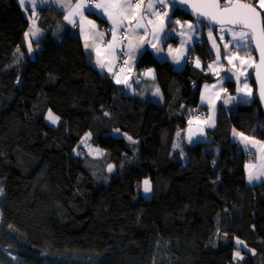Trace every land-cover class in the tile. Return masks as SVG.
<instances>
[{
	"label": "trees",
	"instance_id": "obj_1",
	"mask_svg": "<svg viewBox=\"0 0 264 264\" xmlns=\"http://www.w3.org/2000/svg\"><path fill=\"white\" fill-rule=\"evenodd\" d=\"M46 9L29 58L28 20L17 0H0V264H264V180L247 185L252 157L231 137L264 141L255 96L220 107L201 142H187L209 74L145 51L136 68L155 70L163 103L139 101L94 68L79 37L56 43L47 21L56 10ZM173 18L193 20L177 7ZM190 53L214 58L206 42ZM86 134L102 158L74 155Z\"/></svg>",
	"mask_w": 264,
	"mask_h": 264
},
{
	"label": "crops",
	"instance_id": "obj_2",
	"mask_svg": "<svg viewBox=\"0 0 264 264\" xmlns=\"http://www.w3.org/2000/svg\"><path fill=\"white\" fill-rule=\"evenodd\" d=\"M24 16L28 20V27L24 32V46L26 48V55L29 58H34L36 54L40 50V46H37V42L43 39L45 36L46 30L40 27L39 21L42 17V13L40 12L41 9H46V16L47 14L52 13L49 8H53L56 12L52 14L55 16V19H48L49 26L52 29V37L56 43H61L66 36H77L80 38L82 42V47L84 52L87 55H90L93 58V66L95 69L108 75L111 80L119 85L122 86L127 94H130L137 98L139 101L142 102H154L157 104L163 103L162 93L160 88L156 82V73L155 70L152 68L138 70L136 68L137 61L141 54V49H137V54L135 59H129L128 57V65L126 70L120 76H116V67L118 62V52L119 48L115 50V56L112 53L107 52V44L108 42L112 41V34L111 31H107L106 29L109 27L112 28V22L108 19V16L105 15L103 9H98L92 7L95 4H111L116 2V0H17ZM85 2L88 3L92 13H94L99 19H96L89 14L87 10L84 11V18H83V27L84 31H81V18L77 16L76 23L73 25L65 20V16L68 15L69 9L67 7H61L62 4H71L76 5L78 3ZM140 0H133V3H139ZM149 3H153L155 5L153 12L157 14H153V12L147 11V5ZM255 6H259L260 0H254ZM176 7V6H175ZM173 4L168 3L165 0V5H161L156 3V0H143L142 8L136 9L133 8L129 13H126V17L124 20V25L126 28L133 27L137 22V19H140V16H143V19L140 20L147 27V35H145V29H136L135 34L129 32L128 39L122 40V36L118 33L117 39L121 40L124 45H128L129 41L133 45H141L142 49L145 51H149L156 60L158 61H167L169 62L173 68L177 71L182 70L187 64H191L194 68L204 71L205 74H209L212 78L211 81L203 83L200 88L199 93V100H198V107L204 110L205 115L202 118L190 117L187 122L192 121L194 123H199L205 130H210L215 127L216 119L218 110L220 107H224L226 110H231L233 108V104L237 101H251L254 98L255 90L252 84V69L255 62V58L253 54L247 50H237L232 43V30L229 29L223 33V39H221L220 27H211L207 25H202L197 32L192 35L187 28L188 24H195L196 21L193 20H179L173 18V11L175 9ZM260 10L262 9L260 6L258 7ZM53 11V10H52ZM60 13V18L56 16L55 13ZM109 12L115 13L116 9L109 8ZM168 13L172 19V25L169 26L165 24V31L170 32L172 35L166 42H161L153 39V27L148 23L149 20H152L157 27L160 24V17L163 16L164 13ZM263 12V11H262ZM35 13V15H33ZM139 14V15H138ZM44 16V14H43ZM45 16V17H46ZM133 16H136V19H133ZM48 17V16H47ZM88 21H92L93 24L96 25V28L93 29L92 25L88 24ZM131 21V23H129ZM176 21H180V24H176ZM33 24L36 29H38V35L35 38H31V47L32 51L29 52V39H26L25 33L29 32L33 28ZM180 25H184L183 29ZM210 27L214 29L212 31V38H209V30ZM233 29V28H231ZM240 29H233V31H237ZM96 31L105 32L104 37V44H99V41L96 40L94 43V33ZM185 32V35L181 36L180 32ZM241 31V30H240ZM244 31V30H243ZM247 31V30H246ZM239 33V32H237ZM189 35H192V42L191 43H182V41H187ZM213 39L217 47L219 48L220 58L217 61V49L213 47ZM251 39L249 38V41ZM143 41H151L153 44H156V48H153L151 44L144 43ZM206 42L213 55L214 58L212 61L208 63H204L197 55L191 54L190 51L193 50V47L196 44ZM88 44L89 47L86 49L85 44ZM249 43V42H248ZM228 44V48L225 49L224 45ZM100 47L101 50V59L108 64L109 67L112 68V71L109 72L107 68L101 69L97 64V55L94 48L96 46ZM248 45V44H247ZM245 48V47H244ZM126 51L128 50L125 47ZM160 49V51H157ZM171 50V53H170ZM179 50V51H177ZM143 51L142 53H144ZM17 53L20 55V50H17ZM226 54H232L233 56H238L239 59H234L233 62L230 64L227 59H225ZM34 56V57H33ZM174 57L179 58L180 63L177 64ZM192 60V62H190ZM199 60L200 67L196 66V61ZM186 61V62H185ZM249 63L252 66H248ZM213 65V68H209L208 65ZM149 69H152L154 72L153 76H145L143 73L147 72ZM230 77V79H224V77ZM239 77V79H237ZM117 79L121 81H127V84L124 82L117 83ZM226 82H231L234 86L232 92L228 91L226 88ZM245 82L248 85V89L251 90V96L246 95L247 89H245L244 85ZM128 85H131L130 87ZM208 86L207 88L205 86ZM215 86V87H213ZM157 89H159V94H156ZM202 97H204L202 101ZM229 97H235V99L225 103L228 101ZM192 109V113H193ZM211 117L212 123L214 126H209L208 123H204L208 121V118ZM195 119V120H194ZM194 120V121H193ZM241 133L239 131H236ZM234 130L232 131V140L236 142L239 147L249 153L252 157V160L248 162L245 166L246 170V183L247 185H255L264 180V151L260 150V144H264V141L256 139L254 137L247 136L252 141H258L259 144L253 146L249 145L248 151L244 149V145L241 143L240 138L234 136ZM179 140L181 141V136H179ZM188 142V141H187ZM193 143V142H191ZM253 176V179L249 180V174Z\"/></svg>",
	"mask_w": 264,
	"mask_h": 264
},
{
	"label": "snow or ice",
	"instance_id": "obj_3",
	"mask_svg": "<svg viewBox=\"0 0 264 264\" xmlns=\"http://www.w3.org/2000/svg\"><path fill=\"white\" fill-rule=\"evenodd\" d=\"M23 2V0H22ZM168 3L173 4V7L176 5V0H167ZM180 3H186L187 0H179ZM156 3H159L161 5H165V0H156ZM143 5V0H140L139 3H133V0H116V2L111 3V4H95L92 7L98 8V9H103L105 12V15L108 16V19L112 22V28L109 30L111 31L112 34V41L108 42L107 44V52H110L115 56V50L119 48L121 50V55L129 57V59H135L136 54H137V49H141V54L144 49H142L141 45H133L131 43V40L129 41L128 45H124L121 40L117 39L118 33L122 36L123 39H128V34L129 32H132L135 34L136 29H145V35H147V27L140 22L141 19H143V16H140V19H137V22L133 27L126 28L124 25V20L126 17V13H129L131 9L136 8L140 9L142 8ZM259 6L261 8H264V0H260ZM61 7H67L69 9L68 15L65 16V20L68 21L69 23H72L75 25L76 23V17L79 16L81 18V31H84L83 27V18H84V11L87 10L89 14H93L91 11V8L88 3L81 2L76 5H71V4H62ZM155 5L153 3H149L147 5V11L148 12H153ZM193 11L197 15V20L195 24H188L187 28L189 29V32L194 35L197 30L201 28V26L204 23V20H201L200 17H204L205 20L211 21V23L215 24H220V33H221V39H223V33L225 31H228L229 29L225 28L226 24L232 25L233 29L236 27L241 28L242 30L237 33L235 31L232 32V43L235 47H237V50L243 49L244 47H247V44L249 42L250 35L254 34L257 31V27L259 26V36L260 39L257 40L256 47L260 51V65L257 66V78L260 80V98L261 100H264V75L261 73V68H264V45H262V41H264V25H261L260 21V13L257 12L256 8H253L249 4H244V3H234L231 4V6H226L223 9L220 8L219 3L216 2V0H213L212 3H204L201 5H196L193 4L191 5ZM109 8L116 9L115 13H111L108 11ZM200 8H209V9H215V11H210V12H205V11H200ZM153 14H157L153 12ZM219 14V18L218 15ZM35 15V13H33ZM139 15V14H138ZM133 19H136V16H133ZM131 23V21H129ZM148 23L152 25L153 27V39L161 42H166L170 37L171 33L166 32L165 29V24L171 26L172 25V19L169 16L168 13H164L163 16L160 17V24L157 27V25L152 21L149 20ZM88 24L92 25V28L95 29L96 25L92 23V21H88ZM176 24H180V21H176ZM181 28L183 29L184 25H180ZM243 29H250V32H245ZM38 29L35 28L33 24V28L25 33L26 39H29V52L32 51L31 47V38H35L38 35ZM212 29L210 27L209 30V38H212ZM180 35L183 36L185 35V32L181 31ZM192 35H189V38L187 41H182V43H191L192 42ZM104 37H105V32L101 31H96L94 33V43L96 40L99 41V44H104ZM252 38L255 39V36L252 35ZM144 43H149L153 48H156V44H153L151 41H143ZM89 45L86 43L85 48L87 49ZM127 47V51H124V48ZM213 47L217 49V61H219L220 58V52L219 48L217 47L215 40L213 39ZM225 49L228 48V44L224 45ZM94 50L96 51L97 55V60L96 64L101 68L105 69L107 68L109 72L112 71V68L106 64L103 59H101V50L100 47L97 45ZM157 51H160V49H157ZM179 51V50H177ZM171 53V50H170ZM176 60V63L179 64L180 60L179 58L174 57ZM225 59L228 60V62L231 64L234 59H239L238 56H233L232 54H226ZM186 62V61H185ZM125 65L128 64V60H124L123 62ZM196 66L200 67V62L199 60L196 61ZM249 67L252 66L250 63L248 65ZM209 68H213V65H208ZM145 76H153L154 78V72L152 69H149L147 72L143 73ZM224 79H230V77H224ZM239 79V77H237ZM117 83L124 82L127 84V81H121L120 79H117ZM129 87L131 85H128ZM206 88L208 87L207 85L205 86ZM215 87V86H213ZM245 89H247L246 95L251 96V90L248 89V85L245 82L244 85ZM156 94H159V89H157ZM204 97H202L203 101ZM235 99V97H229L228 101H225V103ZM244 103H247L248 101H241ZM47 119L51 121L52 124H56L59 120V117L53 115L51 111H49ZM212 120L211 117L208 118V121H205L204 123H208L209 126H214L210 121ZM192 121H189V124H191ZM201 134H203V129H200ZM189 142H193V133L191 132V129H189ZM234 136L239 137L241 143L244 145V149L246 151L250 150L249 145H257L259 144L258 141H252L250 140L247 136H243L241 133L235 132L234 130ZM179 135V133L177 134ZM129 140L131 141V137H129ZM135 143V141H132ZM176 147H179V145H176ZM260 150L264 151V144H260ZM112 165L108 166V171H112ZM248 167V166H246ZM253 179V176L251 173L249 174V180L251 181ZM152 191V187L150 184V181L148 179H145L143 181V192L145 194H148ZM237 243H240L239 241ZM237 256H239V253H236Z\"/></svg>",
	"mask_w": 264,
	"mask_h": 264
},
{
	"label": "water",
	"instance_id": "obj_4",
	"mask_svg": "<svg viewBox=\"0 0 264 264\" xmlns=\"http://www.w3.org/2000/svg\"><path fill=\"white\" fill-rule=\"evenodd\" d=\"M213 0H187L186 3H180L179 0H176V7L181 10L182 12H184L185 14L189 15L193 20H197V15L196 13L193 11L191 5L193 4H196V5H201V4H204V3H212ZM217 3H219L220 5V8L223 9L224 7L226 6H231V4H234V3H244V4H249L251 5L253 8H256L257 12L260 13V21H261V25H264V15L262 14V11L256 7L255 5L251 4V3H246V2H243L241 0H232L231 3H229L228 5H223L222 4V0H216ZM200 11H205V12H210V11H215V9H209V8H200ZM218 15V18H219V14ZM201 20H204V23L205 25L207 26H211V27H221L220 24H215V23H211V21H208V20H205L204 17H200ZM225 27H231L233 28L232 25H229V24H226ZM235 29H240L242 30L241 28L239 27H236ZM243 30H247L251 33V30L250 29H243ZM252 35L255 36V39L252 38ZM251 35V47H252V53H253V56L255 58V62H254V65H253V69H252V84L254 86V90H255V98L259 104V107H260V110L262 112V115L264 117V100H261L260 98V80L257 78V66L260 65V51L259 49H257L256 47V43H257V40L260 39V36H259V26L257 27V31ZM262 45H264V41H262ZM261 73L262 75H264V68H261ZM203 129V134H201L200 132V129ZM189 129H191V132L193 133V143H199L201 142V140L203 139L204 135H205V130L204 128L198 124V123H191V124H188L186 126V129H185V139L186 141L189 142Z\"/></svg>",
	"mask_w": 264,
	"mask_h": 264
},
{
	"label": "rangeland",
	"instance_id": "obj_5",
	"mask_svg": "<svg viewBox=\"0 0 264 264\" xmlns=\"http://www.w3.org/2000/svg\"><path fill=\"white\" fill-rule=\"evenodd\" d=\"M223 1H224V2L222 3L223 5H228L229 3L232 2V0H223ZM257 7H259V6H257ZM261 11L264 12V8H262ZM225 28L227 29L228 27H225ZM229 29L232 30V32H233V29H231V28H229ZM244 31H245V32H249V31H246V30H244ZM236 32H240V30H237ZM250 39H251V35H250ZM33 57H34V56H33ZM48 113H49V112H48ZM48 113L46 114V117H45L47 123H48L50 126H52V127H57L58 124H59V120H58V122H57L56 124H52L51 121L47 119ZM187 123L189 124V122H187ZM192 123H194V122H192ZM198 124H199V123H198ZM178 133H179V135H177ZM121 136H124V135H121ZM179 136H181V130H178V131L176 132L175 142H174V145H173V151H181V150H182V147H183V146H182V142L179 140ZM124 137H125V136H124ZM176 145H179V147H176ZM74 155H75V156H79V157L89 156V157H91V158L99 159V158H102L103 153H102V151H100L99 149L94 148V147L91 145L89 135L86 134V135L83 136V138H82V140L80 141V143H79L77 149L74 151ZM184 159H185V158H184ZM108 166H109V165H108ZM108 166L106 167V172H107V173H110V172L108 171ZM112 166H113V165H112ZM114 170H115V167L113 166L111 172H113ZM141 192H142V196H143L144 198H146V199L149 198V196H150V194H151V192L148 193V194H145V193L143 192V182H142V185H141Z\"/></svg>",
	"mask_w": 264,
	"mask_h": 264
},
{
	"label": "built area",
	"instance_id": "obj_6",
	"mask_svg": "<svg viewBox=\"0 0 264 264\" xmlns=\"http://www.w3.org/2000/svg\"><path fill=\"white\" fill-rule=\"evenodd\" d=\"M106 30L109 31L110 28L108 27ZM121 39L124 40L123 38H121ZM124 51H126L125 48H124ZM124 60H128V57L121 55V50L119 49V52H118V62H117V67H116V72H115V75L116 76H120L126 70L128 64L125 65L123 63ZM190 62H192V60H190ZM194 111H195V116L196 117L202 118L204 116V113L202 111L198 110L197 108H194Z\"/></svg>",
	"mask_w": 264,
	"mask_h": 264
}]
</instances>
